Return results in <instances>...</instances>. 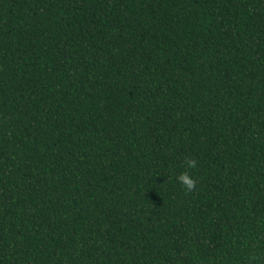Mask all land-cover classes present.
<instances>
[{
    "label": "trees",
    "instance_id": "trees-1",
    "mask_svg": "<svg viewBox=\"0 0 264 264\" xmlns=\"http://www.w3.org/2000/svg\"><path fill=\"white\" fill-rule=\"evenodd\" d=\"M0 264H264V0H0Z\"/></svg>",
    "mask_w": 264,
    "mask_h": 264
},
{
    "label": "clouds",
    "instance_id": "clouds-1",
    "mask_svg": "<svg viewBox=\"0 0 264 264\" xmlns=\"http://www.w3.org/2000/svg\"><path fill=\"white\" fill-rule=\"evenodd\" d=\"M188 166L191 168H194L196 166V161L195 160H189ZM177 180L185 186L186 190H192L195 186L194 179L190 178V176L186 172L178 175Z\"/></svg>",
    "mask_w": 264,
    "mask_h": 264
}]
</instances>
